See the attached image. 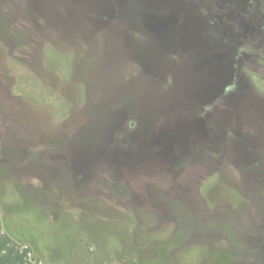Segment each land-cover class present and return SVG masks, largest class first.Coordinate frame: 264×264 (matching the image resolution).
Segmentation results:
<instances>
[{"label":"rangeland","instance_id":"rangeland-1","mask_svg":"<svg viewBox=\"0 0 264 264\" xmlns=\"http://www.w3.org/2000/svg\"><path fill=\"white\" fill-rule=\"evenodd\" d=\"M187 9L0 0V235L31 264H264V75L231 110L196 107L214 72L180 66ZM208 123L236 147L201 153Z\"/></svg>","mask_w":264,"mask_h":264},{"label":"flooded vegetation","instance_id":"flooded-vegetation-1","mask_svg":"<svg viewBox=\"0 0 264 264\" xmlns=\"http://www.w3.org/2000/svg\"><path fill=\"white\" fill-rule=\"evenodd\" d=\"M177 1H179L181 6L183 4L185 9L191 8L190 10L199 19V21H196L197 29H199L198 37L194 42L186 45L182 42L183 39L180 36L179 38L181 39L176 40V44L182 52H180V55L183 58L186 57V53L188 52L190 55L184 59L185 66L183 64L180 66L183 67L185 72L191 71V68H195V66L198 70H208L206 72L209 73L214 72L212 75L213 85L209 90L210 93L207 92V95L202 97L197 96L199 101H197L195 106L201 109L210 108L218 110L226 108L231 110L225 95L231 93L237 94L242 89L253 86L246 70L259 72L264 75V0H240L241 4H237V0ZM204 3H207L206 9H204ZM182 10V7H180L179 10L175 9L166 13L167 17L172 18L176 26L179 27L182 26L179 20L181 18L179 14ZM209 12L212 15L210 17L206 16L207 21L204 23L201 19L204 18V14H208ZM219 29L224 31L220 32ZM172 30L173 26L170 27L169 41L165 43L167 54L171 58L172 54H174L179 58V61H182L183 58L173 49L175 42L172 41ZM123 31L119 32V34L121 39L127 43L125 38L129 35L123 36ZM132 32L136 34L137 32L140 33L138 30ZM143 33L140 34L144 35ZM210 37H217L218 41L216 42L215 40L214 42L213 40L211 42L209 40ZM136 70L138 73L140 72V69L137 68ZM227 123L228 120L224 121L223 125ZM208 125L210 128H206L207 133L210 130L212 132L209 134L210 138L206 137L205 141L217 142L214 144L208 143L210 146L207 145L205 148L202 141L199 150L201 153L206 151L213 156L220 154L219 152H222L220 151L222 142L226 144L223 147L227 149L226 151L236 147V141L240 140L239 133L228 132L230 130L237 131L235 129L237 128L236 124H234V128L229 124L226 133L223 129L215 128L218 127L215 123H208ZM251 163H253V160H250L249 164L245 165V167L250 170L258 168L257 165Z\"/></svg>","mask_w":264,"mask_h":264},{"label":"trees","instance_id":"trees-1","mask_svg":"<svg viewBox=\"0 0 264 264\" xmlns=\"http://www.w3.org/2000/svg\"><path fill=\"white\" fill-rule=\"evenodd\" d=\"M27 248H21L7 235H0V264H31Z\"/></svg>","mask_w":264,"mask_h":264}]
</instances>
